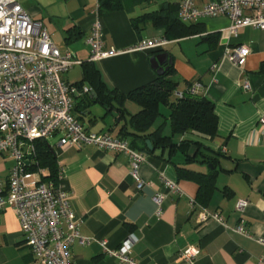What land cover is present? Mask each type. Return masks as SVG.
I'll return each instance as SVG.
<instances>
[{
	"label": "crops",
	"instance_id": "0c3cea01",
	"mask_svg": "<svg viewBox=\"0 0 264 264\" xmlns=\"http://www.w3.org/2000/svg\"><path fill=\"white\" fill-rule=\"evenodd\" d=\"M18 1L33 19L43 22L61 51L70 49L83 62L91 61L86 40L98 18L103 25L105 49L114 47L120 52L93 64L105 84L118 92L127 93L153 80L157 72L151 65V56L169 52L179 81L172 99L189 83L199 82L197 93L214 102L219 118L214 137L196 131L173 134L166 118L169 108L161 106L163 114L150 130L163 124L164 134L178 144L173 151L155 149L153 144V149L143 150L142 138L124 136L146 156L140 174L149 184L143 190L136 187L125 153L105 151L93 145L60 147V133L46 139L55 150L69 186L71 206L83 218L81 233L107 239L113 248L135 235L138 240L132 254L142 264H183L180 252L190 245L199 248L196 264H264V245L257 241L264 238V133L259 122L264 115V29L245 26L236 33H225L230 25L228 17H202L185 22L198 25V33L168 39L163 50L150 53L133 51L131 47L143 38L165 37L164 29L149 22L139 32L132 18L154 10L150 6L155 0L151 3L121 0L123 8L101 15L97 14V0ZM208 1L197 0V5L202 7ZM164 2L180 7L181 0H160L158 7ZM238 45L250 49L242 66L227 57V50ZM76 67L80 70L73 73ZM63 79L76 85L83 79V65L74 66L63 74ZM246 83L249 88L245 87ZM82 85L92 88L88 82L77 86L81 89ZM86 96L80 92L74 94L75 104L80 102V110L75 109L74 113L89 131L109 132L114 137L121 136L122 125H127V132L132 131L129 119L141 109L138 104L126 100L125 117L118 123L100 103L89 105ZM182 141L190 144L182 145ZM210 155L218 156L217 173L208 199H203L204 207L220 212L223 220L200 223L199 208L191 207V199L199 193L197 174H209L214 167L201 161L211 159ZM194 156L197 159L192 160ZM15 163L10 152L0 155V177L4 183L8 182ZM178 168L185 169L184 175L179 174ZM163 176L176 180L182 192L167 193L159 215L153 196L164 190ZM239 199L249 201L244 217L251 237L233 229L241 218L236 208ZM71 251L74 264H120L105 254L97 242L87 246L75 243ZM0 264H39L24 244L21 223L12 207L0 213Z\"/></svg>",
	"mask_w": 264,
	"mask_h": 264
},
{
	"label": "built area",
	"instance_id": "2783aa9c",
	"mask_svg": "<svg viewBox=\"0 0 264 264\" xmlns=\"http://www.w3.org/2000/svg\"><path fill=\"white\" fill-rule=\"evenodd\" d=\"M100 0H97L99 15ZM248 11V12H246ZM184 22L202 17L226 16L230 25L224 32L236 33L245 26L264 29V0H209L202 7L197 0H181L178 11ZM90 46L89 60L97 61L120 51L105 49L103 25L97 18L87 37ZM169 40L166 37L143 38L131 47L133 51H161ZM250 49L238 45L227 50V57L242 66ZM83 61L75 53L61 51L53 41L43 22L33 19L18 0H0V155L7 152L15 158L8 182L0 177V213L12 207L20 220L24 244L28 246L39 264H74L72 246H87L97 242L105 254L120 264H142L132 254L138 240L130 235L120 247L109 246L107 239L83 235L80 231L83 218L71 206L70 189L60 169L58 180H45L41 169L27 167L29 156L34 153V140L49 139L60 133L58 145L81 148L93 145L105 151L125 153L130 160L131 176L138 190L149 184L140 174L145 161L143 152L133 148L121 137L109 132L89 131L74 113V94L92 92L89 85L69 84L63 74ZM201 83L188 88L197 93ZM249 88V83L245 84ZM176 95L182 97L183 92ZM264 133V115L260 118ZM164 190L153 196L157 213H162V203L167 193H181L178 182L162 177ZM249 201L239 199L236 208L241 212L240 222L233 227L236 232L251 237L246 227L244 211ZM191 207L199 208L198 221H222L218 211H210L191 199ZM257 241L264 245V238ZM199 248L190 245L180 252L183 264H196Z\"/></svg>",
	"mask_w": 264,
	"mask_h": 264
},
{
	"label": "trees",
	"instance_id": "16d2710c",
	"mask_svg": "<svg viewBox=\"0 0 264 264\" xmlns=\"http://www.w3.org/2000/svg\"><path fill=\"white\" fill-rule=\"evenodd\" d=\"M143 1L151 3L154 0ZM121 2V0H100L99 14L123 8ZM178 11V5L164 2L157 9L144 12L142 15L132 18V24L140 32L145 28L147 23L151 22L155 28L164 29L167 39L198 33L199 26L195 23L188 24L183 22L179 18ZM170 55L172 56V54ZM82 65L83 79L76 83V85L88 82L92 86L93 93H88V96H86L90 101L89 105L100 103L107 112L116 111L120 117H125L126 109L124 102L126 100H131L141 107L137 113L130 115L129 123L132 131L127 132V125H122L119 134H121V138H124L127 134H130L134 138H142L145 142L142 147L143 150H148L147 140H151L155 149L169 148L170 151H173L178 145L173 141L171 136L164 134L163 124L154 131L150 130L156 119L163 114L161 106L169 108L166 118L170 121L173 134H183L192 131L206 134L210 137H214L217 134L219 118L215 112L214 102L206 96L190 93L188 88L192 83H189L188 87L182 91V97L176 95L172 99L173 93L179 86L173 64L169 65V68L163 74L157 73L153 80L127 93L110 89L102 80L93 61H84ZM79 104L80 102L75 104L74 110H80ZM181 143L182 145L190 144L189 141H182ZM196 144L200 143L197 142ZM131 145L134 148L138 147L136 144ZM34 146L35 151L29 156V162L27 163L28 169H41L45 180L57 181L61 168L58 165L53 146L45 138L35 139ZM199 149L200 147H198ZM186 156L188 159L190 158L187 153ZM210 156L212 157L211 159H203L201 161L211 164L214 166L213 169L209 174H197V177L200 178L198 179L200 188L195 199L202 206H204L203 199H208L213 189L212 182L217 173L216 162L218 161V156ZM195 159H197L196 156L192 160ZM184 170L178 168L179 174L184 175Z\"/></svg>",
	"mask_w": 264,
	"mask_h": 264
},
{
	"label": "water",
	"instance_id": "95a60500",
	"mask_svg": "<svg viewBox=\"0 0 264 264\" xmlns=\"http://www.w3.org/2000/svg\"><path fill=\"white\" fill-rule=\"evenodd\" d=\"M150 60L152 67L158 74H163L169 68V65L173 64V57L167 51L152 55ZM112 115L117 118V122L119 123L121 117L118 116V113L112 111ZM146 143L150 149H153L151 140H147Z\"/></svg>",
	"mask_w": 264,
	"mask_h": 264
},
{
	"label": "rangeland",
	"instance_id": "374dc122",
	"mask_svg": "<svg viewBox=\"0 0 264 264\" xmlns=\"http://www.w3.org/2000/svg\"><path fill=\"white\" fill-rule=\"evenodd\" d=\"M160 0H155V2L150 6V9H156L158 7V3ZM80 68L76 67L73 71V73L79 72ZM164 109V106L162 107Z\"/></svg>",
	"mask_w": 264,
	"mask_h": 264
}]
</instances>
